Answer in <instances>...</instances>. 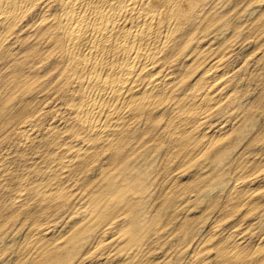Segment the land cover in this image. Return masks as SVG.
Returning <instances> with one entry per match:
<instances>
[{"label": "rangeland", "instance_id": "rangeland-1", "mask_svg": "<svg viewBox=\"0 0 264 264\" xmlns=\"http://www.w3.org/2000/svg\"><path fill=\"white\" fill-rule=\"evenodd\" d=\"M201 4L165 64L167 99L85 152L40 8L0 33V264H264V0ZM218 63L221 98L197 105L191 84Z\"/></svg>", "mask_w": 264, "mask_h": 264}, {"label": "bare ground", "instance_id": "bare-ground-1", "mask_svg": "<svg viewBox=\"0 0 264 264\" xmlns=\"http://www.w3.org/2000/svg\"><path fill=\"white\" fill-rule=\"evenodd\" d=\"M203 1H205V0H0V33H4L5 31H8L9 29L10 30L13 29L12 33H18V30L15 31L14 29H16L17 26H19L21 21L26 20L32 13H34L38 8H40L37 22H35L34 25H35V27L38 26L39 27L38 29H40V27H42L40 30L41 32H39V33H42L41 40L43 42H45L47 44V46L50 48L49 52L52 51L53 53L57 54L60 57V61L62 63L61 74L63 76H65V78L67 80L72 79L73 82H75V86L79 90V94H78V96H76L77 97L76 98V113H77V115L81 116L82 123L84 124V128L86 131V138H87L88 143H87V145H84V146H86L83 150L85 152L86 149L95 145L98 140L101 141L103 139H106V138L110 137L114 132L116 134L118 132L117 129L119 127L123 126L126 121L142 114L145 110H147L148 108H150L152 106L154 108L155 107L154 105L156 103H159V102L167 99L166 90H170L169 86L171 85L173 80H172V72L165 67V64L167 62V59H170L169 55H171V53L179 45V41L185 36L186 33L189 32L190 24L192 23L193 17L196 14L198 8L202 5L201 3H203ZM205 4H207V3H205ZM21 27H23V26L21 25ZM29 29H27V30H29ZM29 34H31V33H29ZM20 37H22V36H20ZM200 41H201V39H200ZM2 44L3 43H1L0 45L2 46ZM206 46H207V44H206ZM8 55L9 54H7V56ZM211 68L212 69L213 68L218 69L216 71L218 73L214 74L213 70ZM200 69H201V67H200ZM228 70L230 71L231 69H228ZM226 73L227 72L224 73L222 68H220V64L218 63L215 66H212V67L210 66V68L203 71L202 74L198 78L196 77L197 79L193 80V83L191 84V89H193V93H195L194 97H196V99H197L196 100L197 105H203L204 107L205 106L207 107L211 103L214 104L215 102L220 100L221 97H220L219 93H220L221 89H217L216 84L220 81V79ZM177 75L178 74H176V76ZM52 82H54V81H52ZM175 88H176V86H175ZM200 90H202V93H198V91H200ZM222 90H223V88H222ZM224 96H225V94H224ZM223 98H225V97H223ZM213 104H211V105H213ZM8 114H10V113H8ZM158 115H159V113H158ZM172 117H174V116H172ZM179 119H181V118H179ZM189 119L190 118H188V121H189ZM203 119H205V118H203ZM176 121H178V120H176ZM147 123H148V125H150L149 122H147ZM160 125H161V123H160ZM155 127H156V125H155ZM177 127H178V125H177ZM223 127H224V124H223ZM132 128H134V127H132ZM158 128H159V126H158ZM160 128H162V127H160ZM221 128H222V126H221ZM188 129H190V128H188ZM210 129H212V128L210 127ZM150 130H151V128H150ZM176 130H178V129H176ZM159 131H161V129H159ZM207 132H208V128H207ZM142 133H143V131H142ZM145 133H147V132H145ZM77 142H78V140H77ZM109 142H111V141H109ZM127 142H128V140H127ZM249 142H250V140H249ZM211 147H212V145H211ZM197 149H198V146H197ZM132 151H131V153H132ZM48 152H50V151H48ZM6 154L8 155V153H6ZM79 154H80V152H79ZM61 156L63 157V155H61ZM4 157H6V156L4 155ZM248 160H250V159H248ZM161 161H164V160H161ZM4 163H5V160H4ZM66 163H68V162H66ZM4 165H5V168H7L6 164H4ZM71 166H72V163H71ZM112 166H113V164H112ZM126 166H127V164H126ZM103 167H104V165H103ZM54 170H53V172H55V173L53 175V178L51 179L52 180L51 184L53 182L56 183V181H57L56 178H58V176L61 175L60 172H62V170L61 171H54ZM249 170H250V168H249ZM5 172H7V171L5 170ZM15 172H17V171L15 170ZM4 175H3V177H4ZM14 175H15V173H14ZM237 175H239V173ZM12 176H13V174H12ZM48 176L49 175L47 173V177ZM16 177H18V176H16ZM70 178H72V177H70ZM61 179L62 178H60V180ZM0 182H1V180H0ZM125 182H126V180H125ZM79 183H80V181H79ZM62 184H63V182H62ZM243 186H245V185H243ZM258 188H256V189L258 190ZM75 189H76V187H75ZM165 189H167V188L165 187ZM247 189L248 188H246V190ZM21 192H22V190H21ZM0 194H2V193H0ZM45 194H46V191L44 193V196H45ZM125 194L126 193H124L123 196ZM20 197L21 196H18V198H20ZM32 200H34V199L32 198ZM130 202H132V200ZM173 204H175V203H173ZM156 208H158V207H156ZM225 212L223 214H225ZM168 214H171V213H168ZM165 219L167 220V218H165ZM249 221H251V220H249ZM36 222H38V221H36ZM192 224H193V222H192ZM53 225H54V223H53ZM247 226H248V224H247ZM161 227H159V229ZM238 228H239V226H238ZM59 229H60V227H59ZM215 229L213 228V230H214V231H212L213 234L215 233ZM219 229H220V227H219ZM219 229H217V230H219ZM242 229H243V227H242ZM239 230H240V228H239ZM25 234H26V232H25ZM227 234H226V236H227ZM36 235H38V234H36ZM41 235H40V237H41ZM215 235L213 237H215ZM47 237H49V236H47ZM222 237H224V236H222ZM99 238L101 239V237H99ZM107 239H108V237H107ZM210 239H211V237H210ZM220 239H218V240H220ZM239 239H241V238H239ZM263 239L264 238H262V240ZM218 240H216V241H218ZM235 240H238V239H235ZM239 243H241V242H239ZM234 244H236V243H234ZM234 244H233V246H234ZM98 245H100L99 242H98ZM196 245H197V243H196ZM238 245L239 244H237V246ZM251 246H253V245H251ZM203 247L204 246H202V248ZM197 250H198V248H197ZM17 253H18V251H17ZM38 256H40V255H38ZM239 257H240V255H239ZM221 262H223V261H221ZM88 263L91 264V262H88ZM153 263H155V262H153ZM215 263H217V262H215ZM92 264H95V263L92 262Z\"/></svg>", "mask_w": 264, "mask_h": 264}]
</instances>
